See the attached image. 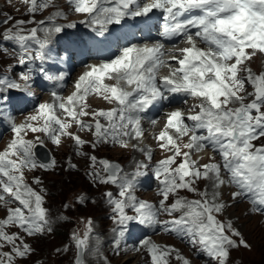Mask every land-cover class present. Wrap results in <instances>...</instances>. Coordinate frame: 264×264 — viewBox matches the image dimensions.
Wrapping results in <instances>:
<instances>
[{
  "label": "snow or ice",
  "instance_id": "6c2138e0",
  "mask_svg": "<svg viewBox=\"0 0 264 264\" xmlns=\"http://www.w3.org/2000/svg\"><path fill=\"white\" fill-rule=\"evenodd\" d=\"M23 2L32 18L16 20L13 28L5 30L3 38L18 46V63L27 65L34 59H44L48 38L61 33L65 27H75V22L57 24L56 17L64 16L62 11L36 21L37 13L55 6L54 0ZM68 2L72 11L84 15L81 23L88 24L99 35L104 34L108 25L120 24L125 17L151 19L150 14L158 10L164 19L161 35L168 39L183 36L191 46L179 49V55L172 54L169 60L164 59V46L159 42L125 47L110 61L89 66L75 82V90L70 95L65 97L53 91L52 102L40 103L24 123L17 124L9 117L13 136L0 151V208L6 210V215L0 218V264H15L17 258H27L35 252L19 231L9 232L10 227H17L27 237H42L54 231L49 209L45 207L48 190L39 176L33 177L32 184L26 182L25 172L53 171L58 164L54 157L47 162L38 159L36 149L45 145V139L40 135L27 139L28 133L43 134L57 147L62 146L65 138L70 139L74 155L85 159V174L91 182L118 187L116 195L111 191L103 194L110 208L109 218L117 226L113 229L116 233L113 251L117 254L129 223L137 222L149 227L160 225L165 233L187 240L215 264H230L232 250L241 246L250 250L251 245L231 219H219L230 206L221 199L222 189L234 188L233 201L247 200L250 213L264 216V144L255 143L264 137V70L255 72L247 66L257 54L264 55V0ZM12 19L8 16L2 23L8 24ZM29 23L36 27L25 29L24 25ZM46 23L50 26L45 27ZM40 32L44 33L43 38L38 35ZM197 41L206 45V50L198 48ZM33 42L39 46L35 52L30 51ZM171 62L178 67L173 68ZM165 66L169 67V74L160 76V69ZM56 79L62 80L63 75ZM106 79L115 83H105ZM31 81L30 69L22 71L18 80L6 75L0 77V99L6 101L4 93L8 90L31 95ZM249 86L252 91H248ZM92 95L114 106L89 111L88 97ZM172 95L199 102L191 105L187 113L175 109L167 114L166 123L155 140L160 150L170 155L152 165V148L140 146L145 135L142 114ZM150 123L156 125L157 120L152 119ZM73 127L90 133L92 141L76 134ZM86 144L93 150L103 144L123 149L132 147L145 160L138 161L135 171L129 174L119 163L84 151ZM207 149L214 153L209 162L200 164L199 156L193 159L194 154ZM65 163L66 171L77 168L72 156ZM149 168L160 184L158 204L138 199L135 194L138 178L145 176ZM199 181L207 182L204 190L196 186ZM181 190L195 193L199 198L180 196ZM170 196L175 199L169 204ZM85 201L83 194L76 197L79 204ZM71 206L63 205L66 209ZM128 209L133 211L132 215ZM161 214L169 219L161 220ZM93 231L89 217L83 233L72 232L76 248L73 264H87V253H100L99 247L93 248L90 243ZM141 245L147 248L151 264H169L171 252H178L174 246L161 247L150 239L141 241ZM5 246L10 250L3 251ZM63 250L67 251V246ZM61 251L56 249L57 253ZM175 258L182 264H191L179 254ZM103 260L109 264L107 257Z\"/></svg>",
  "mask_w": 264,
  "mask_h": 264
},
{
  "label": "rangeland",
  "instance_id": "374dc122",
  "mask_svg": "<svg viewBox=\"0 0 264 264\" xmlns=\"http://www.w3.org/2000/svg\"><path fill=\"white\" fill-rule=\"evenodd\" d=\"M26 7L27 5L23 2V0H0V35L5 32L6 29L14 27L16 18H27L25 14ZM60 9V5L55 8V10L59 11ZM64 9L66 11L68 10V7L65 4ZM8 16L13 17V19L9 21L8 24L2 23V21L5 20ZM27 16L29 17V20L30 18H32L30 17V15ZM68 19L76 21L78 19V16L75 14H69ZM254 58L257 63H254L252 60L247 66L255 72L264 70V55L257 54ZM11 62L12 60L0 50V68L2 66L4 67V65L7 63L11 64ZM85 69H88V66H86ZM77 76L80 75H77L75 73L73 79ZM248 91H252V88L250 86L248 87ZM62 93L63 96H65V92L62 91L61 94ZM50 99L51 98H49L46 93L43 95L41 94L39 102L50 103ZM96 100L94 101V103L96 102ZM103 104L104 100L98 99L97 103L93 104V106H102ZM180 107H182V109L184 108L183 106ZM189 107L190 106L188 105L187 108L185 107L186 111H188ZM32 113H19L12 119H14L17 124H20L21 121L24 123L25 118ZM72 131L80 135L86 141H92L93 139L90 133L82 131L78 128L73 127ZM156 131L157 130H155V132ZM36 135H40L41 138L44 139L43 134L40 133H28L26 138L34 139ZM12 136L13 134L11 130L2 135V137L0 138V151H2L7 146V144L11 141ZM146 137L147 134L145 135V138ZM184 142H187L186 138ZM260 142H264V139L261 141L260 139L255 141L257 145H259ZM153 143L156 144H154V148L152 149V165L154 159H158L160 156L167 154L166 152L160 150L157 141H155V138H153ZM50 146L58 164L57 169L48 172H45L43 170L26 171L25 179L26 182L32 184L33 177L39 176L43 182V186L48 190V193L46 195L45 207L49 209V213L53 221L54 231L51 235L42 237H27L22 232V230L18 229L17 227H10L8 229L9 232L19 231L20 234L24 236L26 242L35 249V252L29 257L23 259L17 258L15 264H37L38 261L40 262V264H72L73 248L70 243L69 237L71 227L75 223L78 215H84L86 217V221L89 217L92 218L94 231L92 233L90 243L92 244L93 248L98 246L100 249V253L97 255H93L92 253L86 254L85 258L87 264H105L103 257H107V261L109 262V264H151V258L147 252V248L141 245V241L148 238H152L154 242H156V244L160 245L161 247L173 245L174 247H176L174 249L180 250L178 251L179 253L177 251L171 252L170 256L168 257L169 264H182L181 260L175 258L177 254L191 260V264H215V262L211 258L203 253L197 252V250L193 248L189 243H184L182 240H179L171 234L165 233L161 226H157L156 228H154L152 233L142 236L140 241L135 245L131 244L132 246H124L125 243H123V239H121L119 253L117 254L115 251H113V239L110 238L111 231H113V229L117 226L109 218L111 212L106 198L103 194L106 190H110L117 194L118 187L116 185L115 187H111L107 184L94 185L91 182V178L85 174V159L81 156L74 155V146L73 142L70 139L65 138L64 143L60 147H57L52 143L50 144ZM83 150L88 152L90 155H96L98 158L104 157L118 160L119 162L124 164L126 173L129 174H131L130 171H135L138 161L145 160V157L142 153H132L134 152V149L132 147L123 149L119 146L103 144L93 150L89 145L86 144ZM206 152L207 151L199 154H194L193 159H197V157L199 156L200 164L202 163L201 161L203 159L206 160V163L209 162V156H205L204 158L200 156L206 154ZM68 156H72V162L77 165L76 169L68 171L65 170V162ZM177 162H179V158ZM196 186L199 190H204L206 187V182L199 181ZM33 187H36L37 190H39L38 186L34 184ZM136 191H138L135 192L136 196L140 197L142 200H147L158 204L159 200L161 199L159 195L155 196L153 194V191ZM82 193H84L86 201L84 204H79L76 202V197ZM226 193L224 194L225 198L223 197L225 202L229 200L228 193ZM179 195L187 197L188 199L199 198L195 193H191L186 190H181L179 192ZM174 199V196H170L168 203H172ZM66 203L72 206L66 209L63 207V205ZM229 205L230 206L228 207V209L234 207V205L231 203H229ZM11 206L14 207L16 205L13 204ZM242 209V207H239V209L234 210V212L237 213L239 220H236L235 222L233 219L231 220L233 221L234 227H236L241 232L243 238L249 245H251V249H245L243 246H241L238 250H232L230 264H264V218H262L259 214L250 212L245 213ZM5 215L6 210L4 208H0V218L4 217ZM176 215H179V213H176ZM60 216L67 217V219L59 220L58 217ZM163 216L169 218L164 214ZM160 217H162V215ZM219 219L227 220L230 218L224 212L219 216ZM136 233V236H138L137 231ZM128 239H130L131 241L134 240H132L130 237H128ZM65 246H67L68 248L67 251L63 250ZM57 248H60L62 251L60 253H57ZM137 248H139L140 250L137 251ZM2 250L9 251L10 248L8 246H5Z\"/></svg>",
  "mask_w": 264,
  "mask_h": 264
},
{
  "label": "bare ground",
  "instance_id": "6f19581e",
  "mask_svg": "<svg viewBox=\"0 0 264 264\" xmlns=\"http://www.w3.org/2000/svg\"><path fill=\"white\" fill-rule=\"evenodd\" d=\"M22 5V4H21ZM82 17V16H81ZM31 19V18H30ZM45 27H48V25H45ZM52 36H54V34L52 35ZM137 45H142V44H137ZM189 46H191V45H189L188 44V42L186 43V44H184V45H182L181 47H172L173 49H176V48H182V47H189ZM197 46V45H196ZM198 48H203V49H205L206 50V47H204V46H197ZM170 55H172V54H167V55H164V59L166 58V57H170ZM253 62L254 63H257L256 61H255V58L253 59ZM84 68H82V67H78V72L76 73L77 75H81L82 73H83V70ZM170 69H169V67H167V66H165V67H163V68H161L160 69V72H159V75H164V74H167V73H169L168 71H169ZM85 72V71H84ZM79 73V74H78ZM74 77V76H73ZM78 77H80V76H77L76 78H74V79H72V81H70L69 83H68V86L66 85V88H67V90L65 91V97L66 96H68V95H70L75 89H74V84H75V82L77 81V79H78ZM70 84V85H69ZM62 86H64V84H62ZM65 90V89H64ZM61 91H59L58 93H60ZM47 94V96L49 97V98H51L50 100H51V102H52V97H51V94H48V93H46ZM61 94V93H60ZM95 100L94 99H89V102L90 103H92V102H94ZM189 106V105H188ZM180 107V106H179ZM187 108V107H186ZM173 109L172 108H170L169 109V111L171 112ZM181 111H182V109H180ZM33 114V113H32ZM165 115H166V117L159 111L154 117H153V119H155V120H157V123H156V125H152L151 123H150V120H152V119H148V118H145L144 117V115L142 114V116H143V121H142V124H143V128H144V130H145V135L147 134V137L145 138V135H144V138H143V140L140 142V146H147V142H149V141H151L150 142V144H152L153 143V138H155V137H153V136H155V135H157V133H159V131L161 130V129H163V127H164V124L166 123V118H167V114L166 113H164ZM20 123H23L22 121L20 122ZM155 130H157L156 132H155ZM156 141V140H155ZM132 143H136V141H132ZM154 144H156V143H154ZM134 149V148H133ZM134 152H132V153H139L137 150H133ZM209 152H207L206 154H203V155H200V156H202V158H204L205 156L206 157H208L209 156V154H208ZM134 155V154H133ZM209 158V157H208ZM207 158V159H208ZM137 159V158H136ZM135 159V160H136ZM202 160V159H201ZM202 163H206V160H202L201 161ZM201 163V164H202ZM206 182V181H205ZM206 185H207V182H206ZM235 189L234 188H230V187H225V188H223L222 189V196H221V199L223 200V201H225L224 200V194L227 192L228 193V196H229V200H228V198H227V200L228 201H226V203H231V204H233L234 205V207H232V208H230V209H228L227 208V210L225 211V213L227 214V216L230 218V219H233L234 220V222L236 221V220H239L238 219V215H237V213L236 212H234V210L235 209H239V207L241 208H243L242 210H244V212L245 213H247V212H249V205H247L244 201H233L232 199H231V192L232 191H234ZM226 193V194H227ZM227 196V195H226ZM224 197V198H223ZM238 202H240V203H238ZM238 203V204H237ZM102 231V230H101ZM137 235V233H136V231H132V229L130 230V232H128L127 233V237H130L132 240L135 238V237H137L136 236ZM150 237V236H149ZM110 238L111 239H115L116 238V233L114 232V231H111V233H110ZM159 238V237H158ZM149 239V238H148ZM152 239V238H151ZM150 239V240H151ZM153 240V239H152ZM151 240V241H152ZM153 242H154V240H153ZM156 243V242H155ZM133 244V243H132ZM125 245H127V243L125 244ZM130 245H131V243H130ZM173 246V245H172ZM174 248H176V247H174ZM178 251H180V250H178ZM179 253V252H178ZM191 261V260H190Z\"/></svg>",
  "mask_w": 264,
  "mask_h": 264
}]
</instances>
